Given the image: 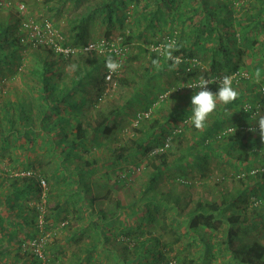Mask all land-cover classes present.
<instances>
[{
  "label": "trees",
  "instance_id": "16d2710c",
  "mask_svg": "<svg viewBox=\"0 0 264 264\" xmlns=\"http://www.w3.org/2000/svg\"><path fill=\"white\" fill-rule=\"evenodd\" d=\"M57 1L78 9L63 22L61 35L67 46L81 48L87 44L86 23H98L106 29L121 28L120 43L107 41L128 49L132 40L145 39L158 22H165L170 29L163 30L149 44L163 37H175L178 50L173 55L182 62L172 66L171 61L160 56L163 68L159 71L166 75L162 81L165 86L159 94L146 90L142 95L137 91L139 87L135 88L137 83L130 88L133 83L127 85L122 79L126 52L120 58L121 68L112 77L115 89L129 87L128 95L135 91L139 96L131 97L120 109L103 113L97 108L104 89L99 84L107 71V58L115 59L113 54L77 52L63 57L47 47L32 49L21 41L24 36L19 32L20 22L14 24L10 16L0 18V87L25 61L17 73L23 90L15 91L12 100L0 96V156L16 163L14 169L23 166L16 172H30L29 176L15 177L13 170L10 178L0 176V246L19 236V224L35 228L38 212L29 210L27 199L40 193L48 197L52 193L48 179L53 178L56 194H62L61 198L57 196V209L62 206L65 215L73 216L79 223L86 222L77 230L81 240L66 264H187L175 253L179 245L201 248L210 262L219 254L230 264H264V241H260L264 237V140L256 123L264 116V0ZM149 44L145 67L158 55L149 50ZM26 50L29 52L25 56ZM29 58L32 64L28 63ZM193 59L199 65L187 72ZM73 64L75 70L70 67ZM147 67L144 73L150 72ZM234 72L239 73L233 80L238 98L229 105H218L203 130L185 123L192 116L191 96L198 89L181 87L197 83L201 75L217 80ZM219 86L215 82L208 85L213 92ZM183 92L187 94L178 96L177 101L183 98L186 107L175 108L166 119L158 118L160 104L169 95ZM149 95L152 97L147 99ZM88 110L93 111L91 120L85 115ZM149 110V117L131 128L137 135L134 133L127 151L125 144L118 154L110 151L108 143L114 141L117 120L126 115L131 117L127 124L132 125L136 115ZM81 118H86L85 123ZM250 128L256 131H249ZM90 145L107 146V159H90ZM38 151L49 155L50 173L32 167ZM131 157L136 162L145 159L148 164L143 168V179L147 180L138 184V191L132 196L121 200L117 194L131 183L127 182L126 173L116 174L112 180L104 174L111 182L106 184L103 196L91 189L86 176L100 167L125 164ZM74 159L76 163L72 164ZM213 165L218 166L222 176H211ZM136 167L139 170L141 166ZM191 174L214 182L209 197H199L189 207L182 206V198L169 191L157 193V186L163 181L173 180L180 188L189 186L187 176ZM227 177L232 179L229 186L224 184ZM41 180L45 188L41 187ZM116 226L119 229L113 228ZM170 233L171 241L162 243ZM86 237L89 241L84 243L82 239ZM27 239L17 243L13 263H30L28 252L21 250ZM49 245L45 253L52 264L54 256ZM5 248L0 250V264H13L6 259L11 251L9 245ZM33 260L32 264H40ZM198 264H205L204 260Z\"/></svg>",
  "mask_w": 264,
  "mask_h": 264
},
{
  "label": "rangeland",
  "instance_id": "374dc122",
  "mask_svg": "<svg viewBox=\"0 0 264 264\" xmlns=\"http://www.w3.org/2000/svg\"><path fill=\"white\" fill-rule=\"evenodd\" d=\"M0 18L6 19L7 16L11 17V20L15 24H19V22L23 20H34V21H40L42 19H48L50 22H52L53 26L61 33L63 30V22L66 19V16H74L76 12H78V9L73 10L72 7H66L63 6L60 1H54V0H0ZM47 6H50L48 10L46 9ZM79 8V7H78ZM80 9V8H79ZM11 21V22H12ZM87 26V40L90 42H97L101 39L105 40H112L114 43H120V34H122V30L119 27H114L113 29H106L105 26H101L98 23H86ZM170 27L169 25L165 24V22H158L157 27L154 29L149 30L144 38L141 40L134 41L129 43L128 47V53L123 61L124 67L122 71V79H124L125 83L127 85L132 84L129 86L132 88L136 83L139 87L137 91L143 95V93L146 90L153 91L154 93L159 94V90L165 86V84H162V81L165 80L166 75H162L159 70H156L154 66L149 65L147 67L149 69V73H144L146 60H148L149 54L146 51V47L149 44V41H156V37L158 34L167 31ZM167 29V30H166ZM124 30V29H123ZM145 40V41H144ZM152 44V43H151ZM150 45V44H149ZM29 51H23V54L26 56L28 55ZM251 56V53L250 55ZM157 57L153 56V59H156ZM160 60V67L163 68V60H161V57H159ZM24 60L21 61L20 65L21 67L18 68L17 72L14 75H9L7 78H5L2 82V86L0 87V96H3V98H10L13 99V94L15 91L23 90V86L20 83V78L18 76V71L23 69ZM28 63L32 64V60L30 58L28 59ZM203 64V63H202ZM204 66V65H202ZM65 68V67H64ZM163 70V69H162ZM163 73H167L166 71H163ZM146 74V75H144ZM120 75L117 74V76ZM116 76V75H115ZM116 76V77H117ZM114 77V76H113ZM132 78V79H131ZM131 79V80H130ZM134 79V80H133ZM259 80V79H258ZM130 82V83H129ZM262 84H264L262 82ZM104 86L103 94L100 97L101 101H99V104L97 108L100 109L101 112L106 113L111 109H120L127 103L128 100H130L131 97L139 96L138 93L135 91L131 92L128 95V89L119 87L115 89V80L111 78L110 81L105 80V77L103 78V83L100 82L99 87ZM135 92V93H134ZM172 94V92H171ZM187 93H180L169 95L170 97L166 99L165 102H162L159 106L158 111L156 112L158 118L166 119L170 111L174 110L175 108L182 106V101H177L178 96H184ZM189 95V94H188ZM104 97V98H103ZM152 97V95L147 98L149 99ZM258 102V101H256ZM92 110L86 111L85 115L86 118H89L90 120L93 118ZM264 114V111H263ZM90 116V117H89ZM86 118H81V121L85 123ZM131 117L124 116L117 120V125L115 124V130H114V141L108 143L110 146V151L114 152V154H118L119 150H121L120 147H122L124 144L125 150L127 151V148L131 146L132 142L134 141V133L137 135L135 131H132L131 128L133 127V124L130 125L127 124V120H130ZM170 121V120H169ZM133 123V122H132ZM85 126V125H84ZM132 139V140H131ZM131 140V141H130ZM133 146V145H132ZM91 149L88 153V157L90 159L101 157V160H106L107 155L109 154V150L106 148L107 146H100L99 148L97 146H89ZM120 149H119V148ZM38 151V154L35 158L32 159V167L36 170L42 169L45 172L50 173V164H49V155L47 152H41ZM116 152V153H115ZM168 158L170 159V155L168 154ZM75 160V159H74ZM75 161H72V164H75ZM16 163H10V160L8 157L2 158L0 156V176L4 177H11L10 174L13 172V170L20 171L22 170L23 166H20L18 168L20 169H14L13 166H15ZM141 166L139 170H136V166ZM147 160H137L131 157L127 163L125 164H115L112 166H104L100 167L98 169H95L93 174L91 176H86V181L90 185L91 189L95 192L98 190L100 192V196H103L106 194V184H109L105 175H109L108 178L114 177L116 174L123 175V173H126L125 178L129 180L127 182H131L130 185H127L126 187H122L117 191V194L121 200L126 199L128 196H132L133 192L138 191V184H141L142 182H145L147 178L143 179V168L144 166H147ZM218 166L213 165L210 172L212 173L211 176L213 177H219L222 176V172L217 169ZM13 172V173H15ZM22 172V171H21ZM116 172V173H115ZM188 180H190V185L187 187L180 188V186L174 182L173 180L170 181H163L158 184L157 193H164V192H171L174 196L178 198H182V206L184 204H189V207H191L192 203H194L197 198L202 197L204 198L206 195L211 194V192L214 191L215 185L212 180H206L202 176H199L198 174H191L190 176H187ZM226 177V175H225ZM14 178V177H13ZM231 177H227V180L224 182V184L231 185L232 179ZM5 179V178H4ZM112 180V179H111ZM136 180V182H135ZM53 178L48 179V190L49 186H52V193L46 197L42 193L40 195L34 197H30L27 199V203L30 209H34L38 212V215L35 219V228L34 226L31 227V225L24 226L20 225V227H17L18 234L17 238L14 236L13 239H10L9 241L6 240L4 243H2V246H0V250L2 251V248L6 249L5 246L9 245L11 251L6 254L7 263H10L15 260L14 254H15V247L17 243L21 240L27 239L33 235H38L40 232L42 233H48L49 234V243H50V254H53V259H51L52 264H66L70 260L71 253L75 251V248L78 246V239L79 235L77 233V230L82 228V226H86V222L79 223L76 219L73 218V216L65 215L64 209L62 206L58 207L55 206L57 201V196L59 198L62 197L61 193H57V190H55V184L53 185ZM133 184V185H132ZM4 184H1L3 186ZM132 185V188L129 187ZM207 185V186H206ZM95 186V187H94ZM193 186V187H190ZM111 198V196H110ZM212 198V197H210ZM112 200L109 201V204L111 206ZM124 203V202H123ZM42 218V225L40 228L37 226L38 218ZM26 218V215H25ZM67 220V221H66ZM28 224V219H26ZM68 222V225H67ZM64 226V227H63ZM67 226V228H65ZM120 227V226H119ZM118 226L113 227L115 229H119ZM33 238V237H32ZM31 239V238H29ZM27 239V240H29ZM172 235L171 233L166 235L164 239H162V243H165L166 241H171ZM81 240V239H79ZM84 243L88 242L89 239L86 237L82 239ZM260 241L263 243L264 237L260 238ZM175 253H179L180 257L185 258L187 264H198L199 261L202 263L204 260L205 264H230L227 263L226 259L224 260L221 258V256L216 255L215 260L209 261L208 254L205 252H202L201 248L197 247H186L179 245L175 248ZM49 254V251H48ZM2 255V252H1ZM95 257H99L97 254H95ZM34 258L30 257L28 258L29 264H32V261ZM53 260V261H52ZM13 264H23L22 261L17 260ZM34 264V263H33Z\"/></svg>",
  "mask_w": 264,
  "mask_h": 264
},
{
  "label": "built area",
  "instance_id": "2783aa9c",
  "mask_svg": "<svg viewBox=\"0 0 264 264\" xmlns=\"http://www.w3.org/2000/svg\"><path fill=\"white\" fill-rule=\"evenodd\" d=\"M1 6V4H0ZM19 32L23 33L22 42H24L27 46L32 49H36L39 47H47L50 48L54 53L60 54L63 57H70L77 52H94L98 56H105L106 54H113L114 60L118 61L121 64L120 58H124L127 52V48L125 46L116 45L113 43H109L105 39H101L97 42L88 41L87 44L82 46L81 48L70 47L69 45L64 44L63 35L53 26V24L48 19H42L40 21L34 20H23L19 24ZM170 40H175L170 37H163L161 41L156 42L155 44H150L149 50L153 52H157L156 49L159 48L160 45L167 43ZM176 41V40H175ZM198 66L199 62L195 59L189 62V65L186 68V71L190 70L191 67ZM119 71V70H118ZM117 71V72H118ZM116 72V73H117ZM109 74L107 71L105 73V80L110 81L114 74ZM234 76V79L239 77L238 72H234L230 74ZM246 77V74H244ZM221 78L211 79V82L218 83L220 85ZM198 83V82H197ZM191 84V83H190ZM196 84V83H193ZM189 89V88H188ZM261 91L264 95V87L261 88ZM150 115V110L143 114L136 115L133 120V125L137 124L139 121L148 118ZM168 143L164 145V148H167ZM158 151H162V148ZM30 172H15L13 176L15 177H24L29 176ZM40 185L42 188H45V183L43 180L40 181ZM43 221L42 218L39 217L37 221L38 228L41 227ZM49 234L42 233L34 236L33 238L23 241L21 244V250L28 252L30 257H33L40 264H49L45 248L46 245L49 244Z\"/></svg>",
  "mask_w": 264,
  "mask_h": 264
},
{
  "label": "clouds",
  "instance_id": "9594fccd",
  "mask_svg": "<svg viewBox=\"0 0 264 264\" xmlns=\"http://www.w3.org/2000/svg\"><path fill=\"white\" fill-rule=\"evenodd\" d=\"M178 50V45L175 40H170L165 44L159 46L156 49L157 58L151 60V64L159 70L160 60L159 57L163 56L168 61H171L172 66H178L182 60L178 56H174L173 53ZM72 70H75L76 65H70ZM105 68L109 74L116 73L121 64L118 61L108 57L105 63ZM234 76L225 75L220 80V86L217 91L213 92L209 89L208 85L211 81L204 75L198 78V83L188 84L186 87L181 88H196L198 91L191 96V110L192 116L190 120L185 123H190L197 130H203L206 127V122L209 117L217 110L218 105H229L234 102L238 96V91L233 87ZM256 123L259 128V135L264 140V116H260ZM236 131V128L233 129ZM249 131L255 132V128H250Z\"/></svg>",
  "mask_w": 264,
  "mask_h": 264
},
{
  "label": "crops",
  "instance_id": "0c3cea01",
  "mask_svg": "<svg viewBox=\"0 0 264 264\" xmlns=\"http://www.w3.org/2000/svg\"><path fill=\"white\" fill-rule=\"evenodd\" d=\"M66 31V30H65ZM182 98V97H181ZM183 99V98H182ZM182 99H179V101H181ZM184 100V99H183ZM187 102V101H186ZM186 102H183V104H182V107H186ZM181 107V106H180Z\"/></svg>",
  "mask_w": 264,
  "mask_h": 264
}]
</instances>
